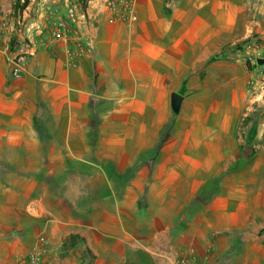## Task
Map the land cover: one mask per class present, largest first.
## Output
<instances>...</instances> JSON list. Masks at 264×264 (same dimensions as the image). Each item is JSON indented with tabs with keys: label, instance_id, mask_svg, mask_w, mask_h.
I'll list each match as a JSON object with an SVG mask.
<instances>
[{
	"label": "crops",
	"instance_id": "0c3cea01",
	"mask_svg": "<svg viewBox=\"0 0 264 264\" xmlns=\"http://www.w3.org/2000/svg\"><path fill=\"white\" fill-rule=\"evenodd\" d=\"M67 2L11 46L0 17V264L39 238L43 264H264V0H88L75 66L45 26Z\"/></svg>",
	"mask_w": 264,
	"mask_h": 264
},
{
	"label": "built area",
	"instance_id": "2783aa9c",
	"mask_svg": "<svg viewBox=\"0 0 264 264\" xmlns=\"http://www.w3.org/2000/svg\"><path fill=\"white\" fill-rule=\"evenodd\" d=\"M108 11L107 22H135L137 19V9L135 0H104ZM25 12V10H24ZM25 15L18 17L16 25L18 34L26 38L25 35ZM49 38L56 43L64 45L65 55L70 66L77 64V59L84 55L94 53V44L89 34V23L84 11L77 2L68 0L65 11L58 13L49 11L45 23ZM39 29V28H38ZM40 33H34L32 39L27 37L33 45L40 40ZM26 54L17 51L12 59L11 73L14 77H20L19 64L24 60ZM256 63V59H253ZM48 252V244L44 238H39L35 246L18 262V264H43L44 257ZM179 264H188L186 260H181Z\"/></svg>",
	"mask_w": 264,
	"mask_h": 264
},
{
	"label": "rangeland",
	"instance_id": "374dc122",
	"mask_svg": "<svg viewBox=\"0 0 264 264\" xmlns=\"http://www.w3.org/2000/svg\"><path fill=\"white\" fill-rule=\"evenodd\" d=\"M37 1L40 0H29L30 8H25L23 10H16V12L13 14L12 12V6L15 2V0H0V17H5L4 20V26L6 29V34L8 36V44L9 46L12 45L14 35H17L18 27L16 25V20L18 17H21L25 15L26 20L25 23H31L37 17V11L34 9V6ZM73 2H76V0H70ZM24 10H27V13L24 12ZM4 34V33H2ZM1 35V34H0ZM12 39V40H11ZM261 58H264V55L261 56ZM257 64V62H256Z\"/></svg>",
	"mask_w": 264,
	"mask_h": 264
},
{
	"label": "trees",
	"instance_id": "16d2710c",
	"mask_svg": "<svg viewBox=\"0 0 264 264\" xmlns=\"http://www.w3.org/2000/svg\"><path fill=\"white\" fill-rule=\"evenodd\" d=\"M80 8L84 11L86 14V8L88 4V0H76ZM29 0H15L13 6H12V12L13 14L16 12V10H23L28 5ZM12 40V39H11Z\"/></svg>",
	"mask_w": 264,
	"mask_h": 264
},
{
	"label": "water",
	"instance_id": "95a60500",
	"mask_svg": "<svg viewBox=\"0 0 264 264\" xmlns=\"http://www.w3.org/2000/svg\"><path fill=\"white\" fill-rule=\"evenodd\" d=\"M256 62H257V64L262 65V64H264V58L259 57L256 59ZM181 101H182V98L179 94L172 93V95H171V107H172L174 112H177L179 110Z\"/></svg>",
	"mask_w": 264,
	"mask_h": 264
}]
</instances>
